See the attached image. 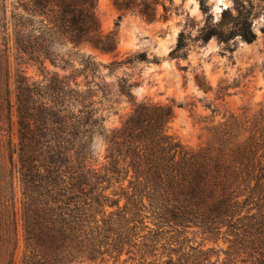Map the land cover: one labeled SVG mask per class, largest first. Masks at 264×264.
Wrapping results in <instances>:
<instances>
[{
  "label": "trees",
  "instance_id": "trees-1",
  "mask_svg": "<svg viewBox=\"0 0 264 264\" xmlns=\"http://www.w3.org/2000/svg\"><path fill=\"white\" fill-rule=\"evenodd\" d=\"M113 4L156 16V0ZM224 14L202 27L203 39L228 38ZM239 30L254 39L250 28ZM0 31L8 60L13 47L28 62L56 68L43 80L21 70L14 79L18 140L11 163L21 197L11 209L14 233L20 223L23 235L19 264L111 258L143 264L157 255L160 231L189 227L226 247L170 245L160 264H264V103L250 118L230 114L212 124L208 140L196 147L168 133V103L135 101L120 125L107 127L95 78L121 59L116 33L101 29L96 0H0ZM89 47L115 58L96 61ZM169 55L187 56L184 30ZM119 90L132 95L125 84ZM6 100L9 110L8 89ZM96 135L106 145L102 160L93 151ZM2 204L0 192V237Z\"/></svg>",
  "mask_w": 264,
  "mask_h": 264
},
{
  "label": "rangeland",
  "instance_id": "rangeland-1",
  "mask_svg": "<svg viewBox=\"0 0 264 264\" xmlns=\"http://www.w3.org/2000/svg\"><path fill=\"white\" fill-rule=\"evenodd\" d=\"M156 1V16L147 19L136 10H118L113 0H96L101 29L116 33L115 56L121 59L108 64L115 58L113 53L88 48L96 61L108 64L102 66L101 73L95 78L98 83L94 86L97 105L105 125L114 127L120 125L126 114L132 111L135 101L172 104V116L167 122L168 133L182 143L196 147L208 140L212 124L223 121L230 114L250 118L264 103V0ZM223 10L224 19L228 21L224 27L228 38L220 40L212 35L203 39L202 27L210 21L222 20ZM236 15L239 17L234 20L232 17ZM241 27L253 31L255 37L252 41L241 36ZM181 30L185 31L187 56L171 57L169 52ZM2 43L5 40L0 31V47L5 48ZM8 53L9 60L7 51L0 50V192L3 198L0 264H19L23 235L20 223L17 234L14 233L11 209L12 200L18 206L21 197L18 174L11 163L17 158L14 149L18 140L14 79L16 72L21 70L31 79L43 80L56 68L49 62L48 70L39 63L28 62L19 57L13 47ZM196 79L204 87L210 85L211 88L205 90ZM120 84H125L132 95L122 93ZM7 89L12 104L9 110ZM105 146L100 136H94L93 151L99 160L103 159ZM160 233L156 237L159 241L157 255L142 261L143 264H160L167 257L165 247L170 245L187 247V243H202L204 246L215 245L216 248L227 245L223 239L217 243L204 240L197 227ZM164 242L166 245L162 246ZM223 255L221 253V257ZM123 257L125 254H122ZM130 263L131 260H128L127 264ZM75 264H120V261L114 263L111 258L108 261L84 260ZM134 264L142 263L136 259Z\"/></svg>",
  "mask_w": 264,
  "mask_h": 264
}]
</instances>
